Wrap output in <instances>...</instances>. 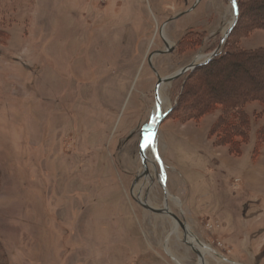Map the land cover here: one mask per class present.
Returning <instances> with one entry per match:
<instances>
[{
	"label": "rangeland",
	"instance_id": "374dc122",
	"mask_svg": "<svg viewBox=\"0 0 264 264\" xmlns=\"http://www.w3.org/2000/svg\"><path fill=\"white\" fill-rule=\"evenodd\" d=\"M197 1L0 0V264H200L170 216L137 202L165 207L150 149L152 181L136 180L141 128L156 116L148 57L165 50L162 25ZM262 12L225 47H264V29L249 28ZM232 20L230 0H201L169 23L176 48L153 58L158 75L210 54ZM188 73L162 88L163 110ZM184 99L156 140L168 207L216 251L206 264H264V181L252 179L260 104L247 105L250 138L234 155L210 135L221 109L187 121Z\"/></svg>",
	"mask_w": 264,
	"mask_h": 264
},
{
	"label": "trees",
	"instance_id": "16d2710c",
	"mask_svg": "<svg viewBox=\"0 0 264 264\" xmlns=\"http://www.w3.org/2000/svg\"><path fill=\"white\" fill-rule=\"evenodd\" d=\"M238 7L239 18L223 49L213 60L199 65L188 73L177 104L178 106L181 102L184 103L186 97L193 98L188 101L189 106L184 105L180 112L187 121L200 119L221 109V114L210 128V135L215 136V145H227L234 155L241 154L243 145L250 138L252 118L246 110L247 105L258 102L261 109L255 113V117L260 118L264 114V47L255 49L225 47L248 13L255 9L260 13L264 11V0H238ZM249 28L264 29V24L255 22L249 25ZM225 64L227 66H224ZM193 81L195 86L188 87ZM177 106L170 114L174 110L178 111ZM257 133L254 157H258L264 146V125Z\"/></svg>",
	"mask_w": 264,
	"mask_h": 264
},
{
	"label": "water",
	"instance_id": "95a60500",
	"mask_svg": "<svg viewBox=\"0 0 264 264\" xmlns=\"http://www.w3.org/2000/svg\"><path fill=\"white\" fill-rule=\"evenodd\" d=\"M201 0H198L197 3H199ZM197 3L187 12H184L180 15H178L175 18L170 19L169 21H167L166 23L163 24L162 28H161V35L162 38L164 39V43L166 45V50L165 51H154L153 53H151L148 57V64L149 66L154 70V72L157 74V78H158V82L155 88V99H156V110H157V117L155 119V124H154V131L156 133L155 135V144L153 146L152 149H150L151 153L153 154L155 160L159 163L160 166V170H161V176H160V180H161V186L164 188L165 191V207L163 209H156L153 208L152 206H150L148 203V201L145 199L138 200L137 202L143 206V208L150 210L151 212L155 213V214H160V215H168L170 216L177 224L178 226H180L183 231H184V242L185 244H187L199 257V261L200 264H206L205 262V250L207 248H209V246H206L205 244H203L196 235H194L188 228V226L185 224L184 220H182L178 215L174 214L172 211H170L169 207H168V198H169V194L167 192L166 189V184H165V180H166V176H165V171H164V165L162 163V160L158 154L157 151V143H156V138H157V132L159 130L160 125L162 124V122L165 120V118L169 115V111L171 110V108L167 111H163L162 109V96H161V91H162V87L166 84L172 83L174 80L179 79L180 77L184 76L185 74H187L189 71H192L194 69H196L199 65L201 64H206L209 61L213 60L222 50V48L224 47V44L226 43L228 37L230 36L238 18H239V7H238V3H237V10L236 12H233L234 16H233V20L230 23V26L228 28V30L225 32L224 37L222 38L220 44L217 46V48L212 51L210 54H208L207 56L204 57H198L193 63L189 64L188 66L183 67L182 69H180L179 71H177L175 74L168 76V77H164L162 78L161 76L158 75L157 70L154 68L153 63H152V59L154 58V56H158V55H164V54H169L171 52H173V46L170 45V43L164 38L163 34H164V28L165 26L174 20H177L179 18H181L182 16H184L185 14L189 13L190 11H192ZM202 60V61H201ZM153 127V122L152 119L150 120V122L143 126L142 130H141V141L139 144V154H140V158H141V163H142V172L138 175V177L136 178V180L140 179V178H147L150 177V170H149V163H152L154 165L153 162H151V160L149 159L148 156V151L149 149H145L141 147L142 141H143V132L145 128H151ZM152 181V180H151ZM194 239V240H193ZM198 245L199 248H201L203 250V252L196 247V245L194 244V242ZM210 249L212 250V252L214 254H217L216 251L210 247ZM226 260V259H225ZM227 262H230L232 264H238L236 262H231L229 260H226Z\"/></svg>",
	"mask_w": 264,
	"mask_h": 264
},
{
	"label": "snow or ice",
	"instance_id": "6c2138e0",
	"mask_svg": "<svg viewBox=\"0 0 264 264\" xmlns=\"http://www.w3.org/2000/svg\"><path fill=\"white\" fill-rule=\"evenodd\" d=\"M237 3H238V0H230V9H231V11L236 12ZM155 119H156L155 117L152 118L153 127L144 129L143 141H142V144H141L142 148L152 149L154 144H155V135H156V133L153 130L154 129V124H155Z\"/></svg>",
	"mask_w": 264,
	"mask_h": 264
},
{
	"label": "crops",
	"instance_id": "0c3cea01",
	"mask_svg": "<svg viewBox=\"0 0 264 264\" xmlns=\"http://www.w3.org/2000/svg\"><path fill=\"white\" fill-rule=\"evenodd\" d=\"M263 123H264V121L262 120L261 125H263ZM256 162L258 163V166L256 169V174H254V175L252 174V179H254L256 181H258V180L264 181V146L262 147L260 154L257 157Z\"/></svg>",
	"mask_w": 264,
	"mask_h": 264
},
{
	"label": "bare ground",
	"instance_id": "6f19581e",
	"mask_svg": "<svg viewBox=\"0 0 264 264\" xmlns=\"http://www.w3.org/2000/svg\"><path fill=\"white\" fill-rule=\"evenodd\" d=\"M164 86H165V85H164ZM164 86H163V87H164ZM163 87H162V88H163ZM155 111H156V113H155V115H156L155 118H156V117H157V110L155 109ZM147 178H148V177H147ZM150 178H151L150 180H152V175H150ZM169 196H170V195H169ZM173 231L176 232V233L178 232V224H177L176 222L174 223V229H173ZM193 240H194V239H193ZM193 242L195 243V241H193ZM200 249H201V248H200ZM205 252H206L207 254L213 255V252H212V250H211L210 248H207V249L205 250ZM210 252H212V253H210Z\"/></svg>",
	"mask_w": 264,
	"mask_h": 264
},
{
	"label": "flooded vegetation",
	"instance_id": "af4514ba",
	"mask_svg": "<svg viewBox=\"0 0 264 264\" xmlns=\"http://www.w3.org/2000/svg\"><path fill=\"white\" fill-rule=\"evenodd\" d=\"M169 20H170V19H169ZM165 23H166V22H165ZM170 23H171V22H170ZM168 24H169V23H168ZM168 24H167V25H168ZM167 25H166V26H167ZM162 26H163V25H162ZM166 26H165V28H166ZM161 28H162V27H161ZM161 28H160V31H161ZM160 36H161V38H162L161 33H160ZM165 46H166V45H165ZM175 48H176V46L173 45V51L175 50ZM165 50H166V48H165ZM165 50L161 49V50H159V51H165ZM157 51H158V50H157Z\"/></svg>",
	"mask_w": 264,
	"mask_h": 264
}]
</instances>
